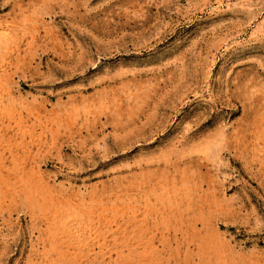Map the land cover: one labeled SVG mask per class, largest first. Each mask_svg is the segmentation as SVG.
<instances>
[{
	"label": "rangeland",
	"instance_id": "rangeland-1",
	"mask_svg": "<svg viewBox=\"0 0 264 264\" xmlns=\"http://www.w3.org/2000/svg\"><path fill=\"white\" fill-rule=\"evenodd\" d=\"M0 264H264V0H0Z\"/></svg>",
	"mask_w": 264,
	"mask_h": 264
}]
</instances>
